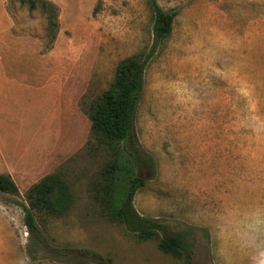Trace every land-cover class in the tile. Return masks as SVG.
Masks as SVG:
<instances>
[{"label": "rangeland", "instance_id": "rangeland-1", "mask_svg": "<svg viewBox=\"0 0 264 264\" xmlns=\"http://www.w3.org/2000/svg\"><path fill=\"white\" fill-rule=\"evenodd\" d=\"M23 1L0 0V174L17 187L0 192V264H74L28 254L24 194L49 174L74 200L65 216L37 218L52 248L180 264L107 222L91 195L117 152L93 136L87 110L119 62L144 52L134 134L155 170L142 165L134 210L185 234L192 264H264V0H154L176 14L154 49L147 0H45L53 38Z\"/></svg>", "mask_w": 264, "mask_h": 264}, {"label": "trees", "instance_id": "trees-1", "mask_svg": "<svg viewBox=\"0 0 264 264\" xmlns=\"http://www.w3.org/2000/svg\"><path fill=\"white\" fill-rule=\"evenodd\" d=\"M29 10L38 7L47 16V32L53 38L57 32L56 8L45 0H25ZM152 13V49L169 37L175 12L162 11L154 0H147ZM148 54L140 53L123 59L116 67L113 81L100 97L89 105L87 117L93 136L117 152L116 159L106 164L91 187L92 199L107 222L121 225L140 240H157L158 249L180 264H192V247L185 234L171 233L156 219L136 213L132 201L144 186L140 174L142 165L152 172L154 160L145 154L134 134V112L143 92V76ZM0 192L17 194V187L7 175L0 174ZM23 225L28 234V254L39 251L67 258L74 264H113L112 260L84 248L51 247L37 218L62 217L74 200L68 183L59 174H49L30 186L24 194ZM51 242V243H50Z\"/></svg>", "mask_w": 264, "mask_h": 264}]
</instances>
